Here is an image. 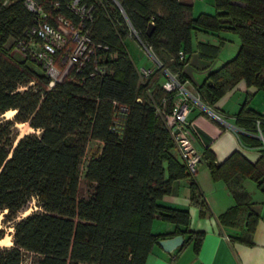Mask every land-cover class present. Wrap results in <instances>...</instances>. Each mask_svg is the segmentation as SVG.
<instances>
[{"label":"trees","instance_id":"trees-1","mask_svg":"<svg viewBox=\"0 0 264 264\" xmlns=\"http://www.w3.org/2000/svg\"><path fill=\"white\" fill-rule=\"evenodd\" d=\"M36 1L52 22L55 14H63L79 25L71 0ZM82 2L92 6L93 18L86 24L93 40L109 48H98L83 63L70 65L49 87L51 76L34 70L26 59H16L6 47L10 40L19 45L26 39L37 13L25 0H0V214L4 212L2 222L13 223L12 244L0 247V264H26L27 255L28 264H144L164 237L153 232L157 215L175 223V233L187 235L180 249L193 243L199 250L204 232L189 227L190 211L161 202L176 179L188 178L191 203L202 216L210 211L194 175L174 155V139L156 111L164 97L171 108L176 95L159 82V71L168 67L185 82L183 68L197 33L218 36V44L198 42L200 56L213 59L225 42L220 31L229 30L240 37V48L208 74L198 86L200 95L214 105L240 80L264 90V0H214V13L196 15L193 3L183 0ZM131 27L162 64L146 79L124 42ZM66 52L64 48L54 55L60 70L67 66L61 64ZM9 109L16 110L13 116L2 117ZM18 122L39 132L20 136ZM237 122L246 128L260 126L264 134V116L247 99ZM243 139L262 144L258 138ZM201 159L212 178L225 181L236 197L219 215L220 222L240 227L238 239L250 243L259 215L250 208L241 180H254L264 192V152L255 162L239 151L219 161L205 148ZM82 172L87 195L80 194ZM34 197L41 209L19 216ZM5 233L0 228V239Z\"/></svg>","mask_w":264,"mask_h":264},{"label":"crops","instance_id":"crops-1","mask_svg":"<svg viewBox=\"0 0 264 264\" xmlns=\"http://www.w3.org/2000/svg\"><path fill=\"white\" fill-rule=\"evenodd\" d=\"M183 1L192 2L194 6L196 4L195 0ZM193 13L196 15L199 12H196L194 8ZM221 37L227 38L224 35ZM218 40V36L210 32L200 31L195 36L192 55L183 68L186 86L194 96L200 97L198 86L206 81L208 74L235 54V49L227 48L226 50L223 44L215 58L206 59L200 56L199 41L218 44ZM149 67L157 69L155 64ZM166 68L169 69L168 67L164 69ZM164 69L161 68L159 71L161 83L166 80ZM246 99L251 108L264 116V90L248 85L245 80H240L214 105L204 101L203 104H192L188 113L189 131L195 146L201 153L205 148H210L219 161H224L231 153L239 151L252 162L258 160L264 152V134L260 126L246 128L237 122V113ZM212 111L219 116L213 115ZM244 136L258 138L262 140V144L253 145L245 141ZM172 151L179 160H182L176 148ZM194 177L210 206V211L206 215H200L198 207L191 203L188 178L176 179L173 182L172 191L165 195L161 202L170 207L190 211L189 227L204 232L199 250H195L194 244L189 243L182 249L179 246L169 252L160 244H156L144 264H264V192L259 189L257 183L250 178L241 180L242 188L249 192L251 197L250 208L259 215L251 236L252 241L248 243L238 239L242 233L240 227L224 225L219 220V215L236 203L232 188L223 180H214L202 159ZM152 228L154 233L163 234L164 237L177 234L175 233L177 225L162 219L159 215L154 219ZM181 228L185 227L182 225ZM183 236L185 241L187 235Z\"/></svg>","mask_w":264,"mask_h":264},{"label":"built area","instance_id":"built-area-1","mask_svg":"<svg viewBox=\"0 0 264 264\" xmlns=\"http://www.w3.org/2000/svg\"><path fill=\"white\" fill-rule=\"evenodd\" d=\"M28 8L37 13V22L26 32V39H22L19 45L26 51L28 56L37 59L52 76L49 83L51 87L55 81L60 80L67 72L70 65L83 63V60L95 54L98 48L107 50L109 46L101 42H95L91 36L89 26L86 24L92 20V6H87L82 0H71L69 6L80 16L79 25L63 14H55V21L48 18L45 10L36 0H25ZM87 21V22H86ZM130 35L139 41L145 49L153 55L151 47L143 42L137 31L131 27ZM67 48L62 57L61 64L67 66L60 70L55 63V53ZM153 53V54H152ZM184 57L183 51L180 52ZM158 59V58H157ZM159 67L162 66L159 62ZM104 69V68H103ZM138 71L142 79L152 75L154 68L141 67ZM166 80L162 83L168 91H176L171 108H167V98L156 104L157 113L163 118L171 132L176 149L190 174L195 175L199 168L202 153L195 146L189 131L188 113L193 103H197L196 97L188 90L186 81L181 82L179 74L169 69H164ZM215 116L218 113L211 112ZM260 123V121H258ZM116 126L112 128L115 130Z\"/></svg>","mask_w":264,"mask_h":264},{"label":"rangeland","instance_id":"rangeland-1","mask_svg":"<svg viewBox=\"0 0 264 264\" xmlns=\"http://www.w3.org/2000/svg\"><path fill=\"white\" fill-rule=\"evenodd\" d=\"M195 2H196V4H195L194 8H195L196 12L206 11V12L214 13L216 11V8L214 5V0H195ZM221 35H224L225 37H227V38H225V42L223 43V44H225L224 48H226V50H227V48L235 49V52H234L235 53L234 56H235L237 54L239 48H240V45H241L240 37L236 33H234L233 31H229V30H221L220 36ZM194 40H195V37H194ZM124 42H125V45H126L128 51L130 53V56H131L133 62L137 66V68H141L144 66L149 67V65H152V64H155V67H159L158 66L159 62H160L159 59H157L155 54L152 53L153 55H151L139 41H137L136 39H134L133 37L130 36V37L125 38ZM6 47L9 49L10 53L16 59H18V60L26 59L27 64L30 67H32L34 70H36L39 73H44L46 75L51 76L47 72V69L43 66V64H41L37 59L31 58L30 56H28L26 51L20 45H17L15 43V41L10 40L9 42H7ZM234 56H232V57H234ZM161 68L164 69L165 66H163ZM195 97H196L197 103L203 104V101L205 102L204 98L201 95H200V97L199 96H195ZM12 116H13L12 112H6L2 115V117H4V118H9ZM16 125H17V129L19 131L20 136H22L25 133H29V132H39V130L33 128L28 122H18ZM94 144H95V141H91L89 147L92 148L94 146ZM89 157H90V155L88 152L86 154L85 158L83 159L82 169L85 168ZM88 191H89V187L83 178V172H82L81 183H80V194L87 195ZM35 209H41V207L38 203L37 198L34 197L30 201L28 206L20 212L19 216H23V215H25V214H27V213L31 212L32 210H35ZM3 217H4V212H2L0 214V228H5L6 233H5L4 237H2L0 239V247L4 246V245H11L12 244L13 223H12V221L11 222L9 221L7 223L2 222ZM30 261H31V256L27 255L25 263L28 264ZM82 264H91V263L83 262Z\"/></svg>","mask_w":264,"mask_h":264},{"label":"water","instance_id":"water-1","mask_svg":"<svg viewBox=\"0 0 264 264\" xmlns=\"http://www.w3.org/2000/svg\"><path fill=\"white\" fill-rule=\"evenodd\" d=\"M153 29V23H151L147 29V33H151ZM184 242V236L182 234H176L170 237H163L158 240V243L164 248L166 251H172L175 248L181 246Z\"/></svg>","mask_w":264,"mask_h":264},{"label":"bare ground","instance_id":"bare-ground-1","mask_svg":"<svg viewBox=\"0 0 264 264\" xmlns=\"http://www.w3.org/2000/svg\"><path fill=\"white\" fill-rule=\"evenodd\" d=\"M7 112H12V114H14L16 112V110L15 109H9V110H7Z\"/></svg>","mask_w":264,"mask_h":264}]
</instances>
